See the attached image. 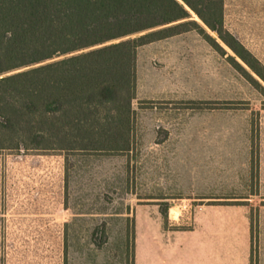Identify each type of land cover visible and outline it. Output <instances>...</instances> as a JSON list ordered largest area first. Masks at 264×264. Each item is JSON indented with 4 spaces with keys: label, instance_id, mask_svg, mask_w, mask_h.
Returning <instances> with one entry per match:
<instances>
[{
    "label": "rangeland",
    "instance_id": "rangeland-1",
    "mask_svg": "<svg viewBox=\"0 0 264 264\" xmlns=\"http://www.w3.org/2000/svg\"><path fill=\"white\" fill-rule=\"evenodd\" d=\"M189 10L225 51L197 29L138 48L129 155L72 157L67 183L64 154L0 153V264H132L137 224L193 230L205 212L221 264H264V92ZM224 20L264 64V0H224Z\"/></svg>",
    "mask_w": 264,
    "mask_h": 264
},
{
    "label": "trees",
    "instance_id": "trees-1",
    "mask_svg": "<svg viewBox=\"0 0 264 264\" xmlns=\"http://www.w3.org/2000/svg\"><path fill=\"white\" fill-rule=\"evenodd\" d=\"M188 7L264 92V64L226 28L224 0H0V153L64 154L66 182L72 157L129 155L138 48L197 29L225 51Z\"/></svg>",
    "mask_w": 264,
    "mask_h": 264
},
{
    "label": "crops",
    "instance_id": "crops-1",
    "mask_svg": "<svg viewBox=\"0 0 264 264\" xmlns=\"http://www.w3.org/2000/svg\"><path fill=\"white\" fill-rule=\"evenodd\" d=\"M203 216L196 218L193 230L175 233H140L137 224L135 264H221L220 234L213 228L206 234L198 233Z\"/></svg>",
    "mask_w": 264,
    "mask_h": 264
}]
</instances>
